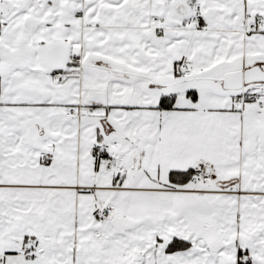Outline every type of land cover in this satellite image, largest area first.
Returning <instances> with one entry per match:
<instances>
[{
  "label": "snow or ice",
  "instance_id": "obj_1",
  "mask_svg": "<svg viewBox=\"0 0 264 264\" xmlns=\"http://www.w3.org/2000/svg\"><path fill=\"white\" fill-rule=\"evenodd\" d=\"M0 264H264V0H0Z\"/></svg>",
  "mask_w": 264,
  "mask_h": 264
}]
</instances>
